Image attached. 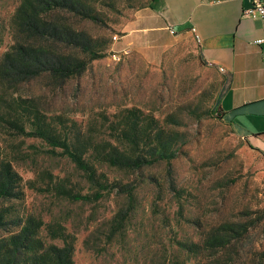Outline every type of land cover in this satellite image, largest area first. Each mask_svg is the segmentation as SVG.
Instances as JSON below:
<instances>
[{
    "label": "rangeland",
    "instance_id": "rangeland-1",
    "mask_svg": "<svg viewBox=\"0 0 264 264\" xmlns=\"http://www.w3.org/2000/svg\"><path fill=\"white\" fill-rule=\"evenodd\" d=\"M20 1L0 0V59L17 40ZM81 1L93 20L57 18L83 32L99 56L78 54L86 70L61 87L43 75L19 93L35 96L61 138L145 154L156 132L174 157L138 170L97 164L99 181L113 186L100 191L60 149L0 128L1 149L24 191L5 206L41 223L44 244L62 245L48 230L65 236L72 264H201L207 254L214 264H264V160L215 114L221 75L201 62L188 34L125 39L151 0ZM130 115L136 127L125 137ZM125 185L133 187L131 199L119 190ZM96 192L98 199H72Z\"/></svg>",
    "mask_w": 264,
    "mask_h": 264
},
{
    "label": "trees",
    "instance_id": "trees-1",
    "mask_svg": "<svg viewBox=\"0 0 264 264\" xmlns=\"http://www.w3.org/2000/svg\"><path fill=\"white\" fill-rule=\"evenodd\" d=\"M153 1H150V7ZM62 12L94 19L81 0H21L16 8L14 22L18 37L0 59V94L4 96L6 104L0 110V128L13 131L16 135L42 139L49 146L60 149L61 154L85 173L98 190L110 191L113 186L99 181L97 164L138 170L159 160H170L175 150L167 155L168 146L161 144L156 132L152 135L155 143L145 154L133 153L127 147L119 151L112 144L83 145L77 139L72 142L68 138H61L47 122L46 112L37 105L35 96L19 93L21 85L43 75L61 87L67 79L86 70L87 61L79 58L78 54L88 55L91 59L99 56L83 32L57 18ZM215 114L218 117L223 115L218 105ZM135 120L133 115L126 118L122 130L125 137L127 129L136 127ZM127 142L129 146V140ZM167 179L173 188L170 170ZM21 181L0 146V232L5 234L0 238V264H72L73 247L65 236L48 230L49 235L62 241V245L44 244L38 236L41 223L32 217L13 215L5 206L6 202L22 199L24 191ZM119 190L132 198V186H120ZM101 195V192L93 196L73 195L72 199L87 201L98 199ZM233 231L229 227L226 232L231 234ZM244 231L246 233L248 229ZM227 243L228 247L232 245L231 241ZM201 264L214 263L207 254Z\"/></svg>",
    "mask_w": 264,
    "mask_h": 264
},
{
    "label": "crops",
    "instance_id": "crops-1",
    "mask_svg": "<svg viewBox=\"0 0 264 264\" xmlns=\"http://www.w3.org/2000/svg\"><path fill=\"white\" fill-rule=\"evenodd\" d=\"M249 5L250 0H154L125 39L132 43L139 35L160 33L191 36L201 62L222 77L220 111L264 160V43H256L264 29L259 20L242 15Z\"/></svg>",
    "mask_w": 264,
    "mask_h": 264
},
{
    "label": "built area",
    "instance_id": "built-area-1",
    "mask_svg": "<svg viewBox=\"0 0 264 264\" xmlns=\"http://www.w3.org/2000/svg\"><path fill=\"white\" fill-rule=\"evenodd\" d=\"M242 15L254 20H259L264 29V0H250L249 7L243 10ZM113 39L116 40L117 36L114 35ZM256 43H264V35L258 39Z\"/></svg>",
    "mask_w": 264,
    "mask_h": 264
}]
</instances>
